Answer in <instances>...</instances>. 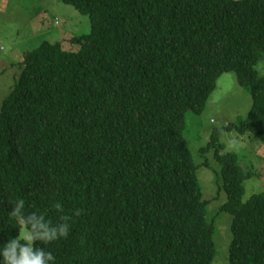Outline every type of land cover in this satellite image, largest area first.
Here are the masks:
<instances>
[{"label":"trees","instance_id":"1","mask_svg":"<svg viewBox=\"0 0 264 264\" xmlns=\"http://www.w3.org/2000/svg\"><path fill=\"white\" fill-rule=\"evenodd\" d=\"M59 1L89 17L90 33L71 39L76 52L43 42L25 53L0 105V244L16 235L11 200L31 211L57 199L83 210L48 248L57 264H213L215 227L184 131L234 73L252 107L200 153L220 168L229 263L264 264V192L243 200L253 173L219 143L234 130L264 144V0Z\"/></svg>","mask_w":264,"mask_h":264},{"label":"rangeland","instance_id":"2","mask_svg":"<svg viewBox=\"0 0 264 264\" xmlns=\"http://www.w3.org/2000/svg\"><path fill=\"white\" fill-rule=\"evenodd\" d=\"M90 26L87 15L59 0H0V105L20 74L18 64L25 53L43 42L58 43L63 50L76 52L79 47L71 39L89 34ZM255 70L264 77V59ZM252 102L250 87L240 86L234 73H225L217 79L202 114L186 116L184 137L199 167L197 178L203 198L208 202L207 219L215 227L213 264H230L232 217L220 212L226 194L215 183L213 171L220 168L213 151L201 154L200 149L207 145L213 130L244 120ZM219 143L223 153L235 154L242 168L253 173L244 182L243 200L264 192V144L234 130L224 132Z\"/></svg>","mask_w":264,"mask_h":264},{"label":"clouds","instance_id":"3","mask_svg":"<svg viewBox=\"0 0 264 264\" xmlns=\"http://www.w3.org/2000/svg\"><path fill=\"white\" fill-rule=\"evenodd\" d=\"M82 211L68 210L57 199H52L46 210L29 211L24 198H14L7 219L16 235L0 244V264H57L56 256L48 248L70 236L74 220Z\"/></svg>","mask_w":264,"mask_h":264}]
</instances>
